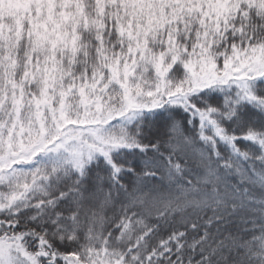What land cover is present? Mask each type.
Returning <instances> with one entry per match:
<instances>
[{"label":"trees","instance_id":"obj_1","mask_svg":"<svg viewBox=\"0 0 264 264\" xmlns=\"http://www.w3.org/2000/svg\"><path fill=\"white\" fill-rule=\"evenodd\" d=\"M24 6L0 7V238L42 264H264V0L145 41L125 0Z\"/></svg>","mask_w":264,"mask_h":264},{"label":"rangeland","instance_id":"obj_2","mask_svg":"<svg viewBox=\"0 0 264 264\" xmlns=\"http://www.w3.org/2000/svg\"><path fill=\"white\" fill-rule=\"evenodd\" d=\"M52 1L55 0H0V7L4 8L5 6L6 9L9 10L10 9L9 6H12L14 4H22L25 5L23 9L24 11L27 8V6H32L33 4H35L39 7V13H41V10L44 9L45 4H49ZM110 1H117V0H110ZM125 1L129 2L130 8H133L135 12L145 11V13H143L144 14L143 17L146 18V20L141 19V21L138 23L139 24L138 27L135 28L136 34L139 36V38H141L142 41L143 40L145 41V39H148L147 38L148 36H150L153 33H156L157 30L159 29L166 32V27L174 28L176 25L175 22L184 17L181 8L191 7L192 9L206 10V12L203 14L204 16H206L210 13V11L216 14L217 12L222 13L230 9V6L232 5L234 7H239L247 0H125ZM170 5H176L174 6V9L175 8L176 9L175 10L170 9L169 8ZM163 11H164L163 17L165 21L157 18L163 14ZM148 18L152 19L149 23H148ZM130 23L134 24L135 22L134 20L131 19ZM170 36L171 34H169L168 37ZM62 40H64L63 37H60L59 39H57V42H54V45L52 46L51 54H59L60 51L64 50L61 49L62 47L61 44H63ZM65 44L67 47V48L65 47V49L69 50L71 48L70 47L71 43L65 42ZM53 47L54 48L56 47V50L53 51ZM255 54L257 55H254V57L253 56L250 57L247 61V65H249L250 69L253 68L256 62H257L256 67H259L264 62V48L260 49ZM242 67L244 68V65L242 66L236 65L235 67H233V73L235 72L240 73V71H243ZM197 80L199 82L205 80V75L203 77L198 78ZM190 81L192 84L193 82L192 77H190L189 79V76L186 75V79H184V83L182 85L178 83L177 86L179 89H182L185 86L191 85L189 83ZM166 83L164 85H166ZM13 199L14 197L10 198V200ZM2 200L8 202V198L5 196H0V204H2ZM1 208L2 207L0 206V209ZM41 259L42 257H40L38 254L29 253L27 250L23 249L18 239L0 238V264H42ZM63 261H65L67 264H84L74 259V257H65ZM103 261L104 262L93 263V264H118L117 262H111L107 259Z\"/></svg>","mask_w":264,"mask_h":264}]
</instances>
